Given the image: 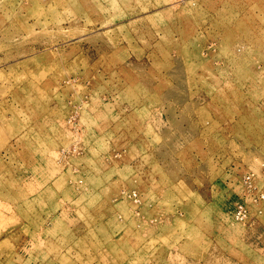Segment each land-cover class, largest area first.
I'll list each match as a JSON object with an SVG mask.
<instances>
[{
	"label": "rangeland",
	"instance_id": "1",
	"mask_svg": "<svg viewBox=\"0 0 264 264\" xmlns=\"http://www.w3.org/2000/svg\"><path fill=\"white\" fill-rule=\"evenodd\" d=\"M0 264H264V0H0Z\"/></svg>",
	"mask_w": 264,
	"mask_h": 264
}]
</instances>
